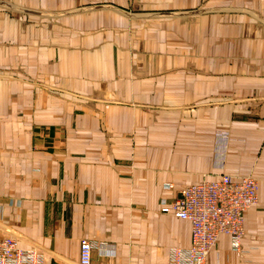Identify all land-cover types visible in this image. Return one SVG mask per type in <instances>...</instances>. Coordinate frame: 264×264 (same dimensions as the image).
<instances>
[{"label": "crops", "instance_id": "1", "mask_svg": "<svg viewBox=\"0 0 264 264\" xmlns=\"http://www.w3.org/2000/svg\"><path fill=\"white\" fill-rule=\"evenodd\" d=\"M4 11L0 238L45 264H79L83 239L100 244L91 264H167L191 230L161 206L222 172L254 176L258 203L240 251L221 236L206 264H264V0H0ZM169 12L193 18L191 63L137 38V22Z\"/></svg>", "mask_w": 264, "mask_h": 264}, {"label": "built area", "instance_id": "2", "mask_svg": "<svg viewBox=\"0 0 264 264\" xmlns=\"http://www.w3.org/2000/svg\"><path fill=\"white\" fill-rule=\"evenodd\" d=\"M217 137L227 142V133L221 131ZM173 186L167 183L163 188L172 190ZM257 191L254 176L222 172L179 189L173 201L161 206V212L190 224V246L169 248L167 264H206L221 236L229 238L233 252H239L245 233L244 212L258 203ZM99 245L94 240H81L79 264H91L92 252ZM0 264H45V256L37 248L25 249L13 237L5 236L0 238Z\"/></svg>", "mask_w": 264, "mask_h": 264}, {"label": "rangeland", "instance_id": "3", "mask_svg": "<svg viewBox=\"0 0 264 264\" xmlns=\"http://www.w3.org/2000/svg\"><path fill=\"white\" fill-rule=\"evenodd\" d=\"M170 7L176 8L175 6H170ZM0 13H7V12L4 11ZM174 13L175 12H169V18L152 17V19H148L149 21L137 22V34H138L137 38L144 39L145 36H150L149 40H152V42L154 43H156L157 41L163 42L164 43V45L162 46L163 51L165 50L166 52L183 53L185 55V62H181V63L188 64L191 63L192 60L186 59V57H189V55L194 54L193 53L194 46L191 44L193 18L177 19L174 17L176 15ZM170 14L172 15L170 16ZM132 30L133 29L131 28V26L127 27L126 32L128 33V35H131ZM178 36L180 38H178ZM156 46L159 45L154 44V46L148 45L147 47L150 48ZM197 47L201 49L204 48V46H197ZM158 48H160V46ZM146 51H151V50H146ZM221 131L227 133L228 135L227 140H228L229 132L224 129H219L217 133H220Z\"/></svg>", "mask_w": 264, "mask_h": 264}]
</instances>
